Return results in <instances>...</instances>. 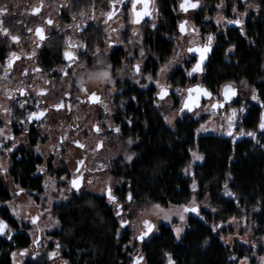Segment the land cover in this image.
I'll use <instances>...</instances> for the list:
<instances>
[{
	"label": "trees",
	"instance_id": "obj_1",
	"mask_svg": "<svg viewBox=\"0 0 264 264\" xmlns=\"http://www.w3.org/2000/svg\"><path fill=\"white\" fill-rule=\"evenodd\" d=\"M251 1L259 5V11L249 13L242 31L230 29L226 36L219 37L201 75V83L214 96L229 83L245 82L255 90L257 99L247 103L239 122L244 132H255V140L248 135L234 141L219 133L198 134L204 120H194L190 116H184L169 128L154 106L152 88L128 87L121 96L127 102L115 121L117 124L123 119L129 121L122 125L121 135L135 142L131 147L132 160L129 163L116 161L111 167L110 173L118 181L113 192L117 203L185 207L193 197L192 180L197 184L198 202L206 198L208 203L206 208L199 210V215H190L179 241L169 226L159 225L157 234L148 242H141V264H165L166 253L171 255L174 264H237V260L249 258L252 250L238 244L231 248L222 242L221 236L230 229L220 225L255 209L257 212L252 216L254 238H264V133L258 130L261 113L258 103L264 107V0ZM171 6L172 0H160L162 21L148 37L156 52L162 54L156 56L158 63L153 65L154 71L166 60L170 50L169 43L160 38V31H171L174 27ZM230 47L234 49L228 54ZM186 66L188 68V64ZM176 80L180 87L188 83L181 69L170 78L171 82ZM33 145L31 142V146L13 156L8 174L22 188L41 194L42 178L36 173V167L42 160L35 156ZM193 148L201 154L202 163L193 167L189 177H184L183 171L189 165ZM228 178L227 189L232 195L227 199L222 192ZM129 195L131 200L128 201ZM10 200V193L0 177V203ZM117 211L106 196L89 192L72 194L68 201L53 207L52 214L60 227L50 236L63 247L62 256L67 264H133L128 245L131 236L120 226L121 215L117 216ZM0 218L12 228L21 229L6 208L0 209ZM0 245L5 250L0 264H9L10 254L28 248L30 238L23 231L9 243L2 241ZM259 254L264 255V251ZM25 264L50 262L38 257L28 259ZM250 264H255L254 259Z\"/></svg>",
	"mask_w": 264,
	"mask_h": 264
},
{
	"label": "flooded vegetation",
	"instance_id": "obj_2",
	"mask_svg": "<svg viewBox=\"0 0 264 264\" xmlns=\"http://www.w3.org/2000/svg\"><path fill=\"white\" fill-rule=\"evenodd\" d=\"M219 1L221 2V0H199L198 8H189L187 12H184L181 11L179 7L183 0H172L171 12L174 17V27L171 31H160V38L169 43L170 50L168 55H166L169 56L176 47V39L179 36L191 35L193 37V44L185 47V53L189 56V61L192 63L191 67L188 65V72L194 66L196 57L199 56V54L195 52L189 53L187 51L189 48H202L207 44V37L211 35L213 37V41L210 48L209 58L207 60L208 64L219 37L226 36L230 29L242 31L247 22L249 13H257L259 11V5L253 3L251 0H223V4L225 5L224 11L226 14L224 16L225 20L230 21L229 14L233 7L236 8L237 12L244 13L245 19L242 21L240 26L227 23L225 32L216 34L214 40L215 31L212 30V26L214 25L208 21V13L206 14L205 11L208 10V5L211 6L210 10L215 9V5L219 3ZM190 2L196 3L197 0H190ZM41 4L42 7H40ZM246 4L254 5L255 9H252L251 11L247 9L244 10L243 7ZM4 6L7 7L8 13L0 16V20L3 21V27L7 28L11 35L18 36L20 39L18 42H13L10 36L0 34V49L2 51V58L0 59L1 129L5 127L9 130V135L13 138L5 139L2 143L0 142V155L1 152H7V155L9 154V172L12 167L13 156L17 155L18 152L25 149L29 145L31 146V142H34V145L32 146L33 152L35 156H39L42 160L41 164L36 167V173L42 178V170L38 171V169L44 164L48 172L64 174L65 169L59 168L55 171L52 166V162L55 157L54 153L58 154V158L60 160L58 163L61 166V164L64 163L61 158L65 154L66 146L71 144L72 146L78 147L75 143L78 141L80 144L85 146L83 148H78L85 151L88 145L84 139L82 141L78 140V138L69 140L67 136L58 135L57 142L55 143L54 148H51L47 157L42 153L36 152L35 147L38 143L43 144L48 142V133L52 122L59 127L64 126V128H66L68 126L70 120L72 119L71 116H73L75 105L80 104L84 108H90L97 106L102 102V95L95 90L85 92L82 97H75V92L78 90L77 76L80 73V70L87 67L89 63L92 64L97 57L108 56L114 70L126 69L125 64H127V56H139L138 50H140L142 51L141 53H143L141 56H154L155 58L148 59V61L144 64L143 71H154L153 65L158 63L156 56H162V54L156 52L155 48H153V44L148 41V37L149 34L158 29V26L162 21L160 0H154V5H150V10L154 8L157 13L155 22L151 23L154 12V10H151V15L145 16L138 24L131 23V20L133 19L131 13V0H126L125 5L116 3L115 8L112 7L109 0H0V7ZM34 7H40V12L36 15L32 14V9ZM141 9L142 5H137L136 10L140 11ZM109 11H115L116 15H114L112 19L108 20L107 24H105L104 21L107 17L106 15H103V13H107ZM191 13L193 15L190 20L182 18ZM93 16L95 19L92 18ZM237 19L240 20L238 17ZM47 20H51L53 23L48 25L46 23ZM183 22L187 23L185 24V32L182 34L180 32L179 25ZM209 24L210 28L208 29ZM37 26L44 29L46 39L43 42L39 41L38 37L35 36V28ZM133 27H137L138 29L134 30ZM29 29H32V31H29ZM193 29L196 31H193ZM134 37L139 38V42H135V40L133 41ZM69 41L76 45H83V47L68 48ZM37 44L40 46L37 47ZM65 50L72 51L74 53V61H69L64 58L63 53ZM12 53H15L19 59H15L12 67L6 72L5 69L7 68V62L11 58ZM69 64H71L70 68L67 67ZM207 64L203 68V72L201 74H195L192 77L187 75V80L190 85L184 89L185 96L187 88L194 85L203 86L201 82L196 83L195 77H201L206 70ZM36 69H40V71H36ZM64 70L67 71V75H65ZM173 74L168 77L170 88H165L166 91H168V95L163 99L166 97L179 99V96L176 94L179 92L177 88L181 89V87L177 80L173 82L170 81ZM118 83L120 82L118 81L117 84ZM118 86L120 85L118 84ZM121 87L124 89V92H126L128 87H135L138 90H142L126 81L123 82ZM222 87L219 90V103L222 102ZM150 88L153 89L154 106L157 108V102L163 99L157 98L159 92L156 93L153 86L148 89ZM21 90H23V95H21ZM40 93H43V95ZM93 93L99 97V102H93L91 100V95ZM213 97L214 95L212 94L210 99ZM119 98L121 99L122 97L119 96ZM203 102L204 101L201 102V105ZM21 104H24V107H20ZM60 104L63 106L60 108L55 107ZM182 104L180 105L181 108ZM5 109H10L11 114L5 111ZM33 112H44V115L40 120L33 119V121L29 123L27 121V117ZM192 113L188 114L185 110L183 111L184 116H190ZM21 121H24V123H20ZM123 124H126V122L122 121L119 124L121 125V128ZM77 129L78 127L74 130L76 131ZM92 130L96 135H98V137L102 136L105 138L107 135L106 131L102 128L100 133H97L94 130V126ZM33 137H35L34 141ZM240 137L235 138L234 141L238 140ZM13 144H15V147H13ZM98 144L103 145L101 139L96 142V149ZM9 148L12 149L11 152L7 150ZM101 149L102 146L99 147L97 151L99 152ZM79 161H83V164L76 165V169L79 166L80 172L77 173L75 169V174L77 176L82 175L83 180V173L86 171V162L84 159H80ZM77 176H75V178ZM72 179H70V181ZM17 185L20 189H23V192L27 191L19 184ZM113 203L120 211V215H122L124 212L122 204L117 203L116 199ZM1 220H3L8 227L4 230L5 235L2 237L0 236V243L2 241L9 243L12 237L23 232V230L12 228L6 220ZM8 230L10 231L8 232ZM51 233H49L48 237L49 244L47 246V250L48 248L51 250V248L55 247V249L61 253L60 256L63 260V264H67L66 260L62 256L63 247L57 243V240L50 236ZM9 236H11V239H9ZM57 245H59V247H57ZM2 251L3 250L0 245V253ZM9 264H11V261Z\"/></svg>",
	"mask_w": 264,
	"mask_h": 264
},
{
	"label": "rangeland",
	"instance_id": "obj_3",
	"mask_svg": "<svg viewBox=\"0 0 264 264\" xmlns=\"http://www.w3.org/2000/svg\"><path fill=\"white\" fill-rule=\"evenodd\" d=\"M220 4L221 2L219 1V3L215 5L216 8L212 10H210L211 6L208 5V10L205 11L206 14L208 13V21L215 26L214 40L216 34L225 32L228 23V20L225 19L220 20L219 23L217 22L220 17L224 18L226 15L224 11L225 5L223 4L222 7H218ZM251 4H246L243 7L244 10H254L255 6ZM156 14V10H154L151 23L155 22ZM192 15V13L187 14L182 18L190 20ZM229 15L230 20H235L237 17L241 21L245 19L244 13H239L237 11L234 12L233 9ZM209 28L210 26H208V29ZM133 29L136 30L138 28L133 27ZM134 40L135 42H139L140 39L134 37L133 41ZM193 42L194 39L191 35L179 36L176 39V47L174 50L166 60L158 65L155 71H143L144 64L148 59L154 58V56H141L142 51L140 50H138L139 56H127V64H125L126 69L114 70L108 56H99L92 64L89 63L87 67L80 70V73L77 76L78 90L75 92V97H82L85 92L95 90L102 95V102L99 105L90 108H84L80 104L75 105L73 116H71L72 119L68 126L66 128H64V126L59 127L52 122L48 133V142L43 144L38 143L35 147L36 152L42 153L47 157L51 148H54L58 135L67 136L69 140L78 138V140L82 141L84 139L88 145L85 151L72 146L71 144L66 146L65 154L61 158L64 163H62L61 166L58 163V161H60L58 154L54 153L55 157L52 166L55 171L59 168L65 169L64 174L50 173L46 170L44 164L39 167L38 171L42 170L43 183V191L41 194L24 191L19 195H16L20 190V187L13 182V179L8 174L9 154L7 155V152H1L0 169H6V172L0 173V177L4 186L11 194V200L5 203H0V209L6 208L9 215L17 221L21 228L20 230H23L30 238V247L25 249L27 254L23 256L20 255L22 250L12 252L10 254L11 264H24L28 259L38 257L46 259L50 264H63V260L60 256L61 253L58 252L55 247L51 248V250H47L49 233L58 230L60 227L52 214L53 207L68 201L72 194L89 192L97 196H105L106 189L108 188L111 189V194L113 195L114 189L118 185V181H116L110 173L112 165L116 161L129 163L133 158L131 147L134 144L135 139L124 138L120 132L121 125L117 124L115 121L116 117L124 110L127 102L122 98H119L124 92V89L121 87L123 82L126 81L142 90H146L153 86L156 93L159 92L157 82L164 88H170L168 77H170L177 69H181L182 73H184L187 78L188 68L186 65L188 64L191 67L192 63L189 61V56L185 53V47L192 45ZM233 49L234 48L230 47L228 49V54H231ZM136 65L140 66L139 74L134 71V66ZM165 66H167V70L162 72L161 69L165 68ZM103 72L108 73L107 78L99 76V74ZM149 76L152 77L151 80L147 78ZM195 78L196 83L201 82L200 76H196ZM118 81L120 82L118 83L120 86L117 84ZM189 85L188 82L185 87H181V89L177 88L179 92L176 95L179 96V99L177 97V99L166 97L157 102L159 113L166 126L169 128H173L176 122L184 117L183 111H180V105L185 98L184 89ZM231 85L237 89V97L234 102L225 105L223 108L213 109L211 105L214 102H220L219 93L218 96H214L212 99L204 101L203 104L190 115L194 120H200L201 118L204 120L197 130L198 134L219 133L226 136V132L228 131L227 117L231 114L232 110L235 109L237 110V118L232 128L233 136H229V138L234 140L235 138L243 136L239 135L241 131L239 122L245 114L247 103L254 101L252 99L253 88L247 86L245 82H241L238 85ZM82 88L85 91H82ZM236 103L237 106L235 105ZM240 108H244L245 111L240 113ZM168 120H170L171 123H168ZM122 121L129 123L128 120L123 119ZM93 126H99L106 131V137H98V135L92 130ZM201 126L206 130H201ZM76 127H78V129L75 131L74 129ZM117 128L119 129V132L115 130ZM2 129H4L5 136H8L9 130L5 127ZM99 139L102 140L103 145L102 149L98 152L95 144ZM4 140L5 138L0 136V142L2 143ZM129 141H131V143H129ZM194 153L196 156L202 157L196 148H193L190 151V162L187 168L183 171L184 177H189L193 173V167L202 163V159H196L193 155ZM129 156L132 157L131 160L128 159ZM80 159L85 160L86 171L83 173L82 187L80 190L74 191L70 187V179L77 176L75 174V169ZM89 181H91V183H89ZM229 182L230 179L228 178L226 180V185ZM193 185H195V190H193ZM190 188L193 192V197L185 207L190 208L194 204L199 212L201 208L207 207V199L205 198L202 202H198L197 184L194 180L191 181ZM226 191L230 192L225 187L222 195L228 199L231 195H227ZM155 205L152 204L145 207H139L137 204L130 202L122 203L124 212L121 215V221L128 222L124 228L128 230L131 236L128 244L131 249V259L143 256L141 253L142 243L137 241L136 237L144 230V220H148L155 225L153 233L146 238V242H148L152 236L157 234L159 225L169 226L176 241H179L184 235L187 220L190 217L191 212L183 213L184 207L168 206L166 208L159 205L160 208L157 209L154 207ZM14 212L18 213V215H14ZM256 212L257 209L252 210L239 218L230 219L223 225H220L227 230L230 229L225 235L221 236L222 242L231 248L238 244L244 245L252 250L250 257L246 259V262L245 258H243L237 260V264H250L252 259H254L255 264H264V255L259 254L264 251V238H254L255 224L252 221V216ZM181 213L185 216L184 222H181L179 218ZM165 214L169 215V220L164 219ZM32 217H38L35 225L31 223ZM174 228H183L179 239L176 238V234L173 231ZM9 231L10 230H8V232ZM36 240H38V243H34ZM25 250H23V252ZM4 252L5 250L0 253V257ZM52 252H57L58 255L51 260L49 259V254ZM13 253H16L15 257H13ZM142 264H144V262ZM165 264H168V256Z\"/></svg>",
	"mask_w": 264,
	"mask_h": 264
},
{
	"label": "snow or ice",
	"instance_id": "obj_4",
	"mask_svg": "<svg viewBox=\"0 0 264 264\" xmlns=\"http://www.w3.org/2000/svg\"><path fill=\"white\" fill-rule=\"evenodd\" d=\"M109 2H110V4L112 5L113 8H115V4L116 3H119L121 5H125L126 4V0H109ZM137 5H142V9L140 11L136 10L137 9ZM150 5H154V0H131V13H132V16H133V19L131 20V23L138 24V23H140V21L145 16H150L151 15V10H154V8L150 10ZM222 6H223V0H221V4L218 5V7H222ZM40 7H42V4H41ZM40 7H34L32 9V14L33 15L38 14L40 12ZM179 7H180L181 11H184V12H187L189 10V8L196 9V8L199 7V0H197L196 3H191L190 0H183V2L180 3ZM233 11L234 12L236 11L235 7H233ZM7 13H8V9H7L6 6L0 7V16L6 15ZM103 15H106V17H107V19L104 21V23L107 24L108 20L112 19V17L114 15H116V12L115 11H109L107 13H103ZM92 18L95 19L94 16ZM223 19H224L223 17H220L217 22L219 23L220 20H223ZM227 22L231 23V24H236L237 26H240L242 24V21H240L238 19L237 20H230V21H227ZM46 23L48 25H51L53 22L51 20H47ZM186 23L187 22H183V23H181L179 25V29H180V32L182 34L185 32V24ZM29 31H32V29H29ZM193 31H196V30L193 29ZM0 34H2L4 36H10V38H11V40L13 42H18L19 39H20L18 36L11 35L9 30L7 28L3 27V21L2 20H0ZM35 36L38 37L39 41H41V42L45 41V39H46L45 34H44V29L42 27H39V26H37L35 28ZM212 41H213V37L211 35H209L207 37V44L205 46H203L202 48H200V47L189 48L187 50L189 53L195 52V53L199 54V60L197 61L195 66L191 69V71H189L187 73L189 76H192L193 73L202 71L201 65L204 62L205 58H206V54L210 51ZM39 46L40 45L37 44V47H39ZM74 47H83V45H76V44L72 43L71 41H69L68 42V48H74ZM63 55H64V58L66 60H69V61H74L75 60V55H74V53L72 51L65 50ZM141 55H143V53H141ZM15 59H19V57L16 56L15 53H12L11 54V58L7 62V68L5 69L6 72H7L8 69H10L12 67L13 62H14ZM169 63H171V62H169ZM67 67L70 68L71 64H69ZM134 70H135V72L137 74H139L140 73V66L139 65L134 66ZM166 70H167V66H165V68L161 69L162 72L166 71ZM36 71H40V69H36ZM64 71H65V75H67V71L66 70H64ZM99 76L107 78L108 73L107 72H103V73H100ZM147 78L149 80L152 79L151 76H149ZM157 87L160 89V91L158 93V97H159V99H163L167 95V91L158 82H157ZM81 90L85 91L83 88ZM187 92H188L187 99L184 101L183 107L181 108L180 111H184L185 109H187L189 112H191L194 107H198L199 106L198 100H199L200 96H205V97H209L210 98L211 95H212L209 91H207L206 89H204L202 87H199V86H197L195 88H190V89L187 90ZM193 93H195V95H193ZM23 94H24L23 90H21V95H23ZM40 94L43 95V93H40ZM223 96H224V101L225 102L230 101V100H232L233 97L236 96V90L234 88H232L231 86L226 85L224 87V89H223ZM9 98H11V97H9ZM252 99L253 100L257 99L254 89H253ZM91 100L93 102H99V97H97L93 93L91 95ZM62 106L63 105L60 104V105H56L55 107L60 108ZM20 107H24V104H21ZM211 107L214 108V109L215 108H221V107H223V104L217 102V103H213L211 105ZM5 111H7L9 114H11L10 109H5ZM244 111H245L244 108H240L239 109L240 113H243ZM43 115H44V112H40V113L33 112L27 117V121L30 123V122L33 121V119L40 120ZM236 118H237V110L233 109L231 114L227 117L228 131L226 132V135L233 136L232 128L234 126V122H235ZM167 122L171 123L170 120H168ZM20 123L23 124L24 121H21ZM258 127H259V129L261 131H264V112L261 113L260 122H259ZM94 130L97 133L101 132V128L99 126H94ZM115 130L117 132H119L118 128L115 129ZM201 130H206V129H204V127L201 126ZM239 135H248V136L252 137L253 139H256L255 132H247L246 133L243 130H241ZM0 136H3L5 139H13L10 135L9 136H5L4 129H0ZM75 143L77 144L78 147H81V148L85 147L84 145L80 144L78 141H76ZM129 143H131V141H129ZM101 146H102L101 144H98L97 145V150ZM13 147H15V144H13ZM7 150L9 152L12 151L11 148H9ZM193 155L195 156L196 159H202V157L196 156L195 153ZM131 158H132L131 156L128 157L129 160H131ZM81 164H83V161H79L78 162V165H81ZM3 172H6V169H0V173H3ZM76 172L77 173L80 172L79 166L77 167ZM81 181H82V175H79L76 178L72 179L70 181L71 188L79 190L80 185H81ZM89 183H91V181H89ZM226 188H227V185H226ZM193 190H195V185H193ZM21 192H23V189H20L16 193V195H19ZM226 194L227 195H232V193L227 192V191H226ZM108 199H109L110 202H115V199H116L111 194V189L108 190ZM129 200H131V195H129ZM154 207L157 208V209L160 208L159 205H155ZM188 212H193V213H196L197 215H199L198 209H197V207L194 204L190 208L189 207H184L183 208V213H188ZM183 213H181L179 215V218H180L181 222H184V220H185V216H184ZM13 214L14 215H18V213H15V212ZM116 214H117V216H120L121 213L118 210ZM164 219L165 220H169L170 219L169 215L165 214L164 215ZM37 220H38V217H32L31 218V223L33 225H35L37 223ZM127 223H128L127 221H123L122 220L120 226L121 227H125V225ZM143 225H144V230L140 233V235L138 237H136L140 241H143L146 237H148L151 233H153V231L155 229V225H153L148 220H144L143 221ZM7 227H8L7 224L3 220H0V235H5V231L4 230ZM213 230L215 231V228ZM173 231L176 234V238L179 239L180 238V233L183 231V228H174ZM9 239H11V236H9ZM34 243H38V240L34 241ZM57 247H59V245H57ZM26 254H27L26 250L24 252L20 253V255H22V256L26 255ZM15 255H16V253H13V257H15ZM56 255H58L57 252L50 253L49 254V259H53ZM166 256H168V264H174V261H173L171 255L166 253ZM233 259H235V258L233 257ZM246 259L247 258H245V262H246ZM142 261H143V257L142 256L137 257V258L134 259V264H141Z\"/></svg>",
	"mask_w": 264,
	"mask_h": 264
},
{
	"label": "water",
	"instance_id": "obj_5",
	"mask_svg": "<svg viewBox=\"0 0 264 264\" xmlns=\"http://www.w3.org/2000/svg\"><path fill=\"white\" fill-rule=\"evenodd\" d=\"M209 53H210V51L206 54V58H205L204 62H203L202 65H201V67H202V71H199V72L193 73V75H195V74H201V73L203 72V68H204L205 65L207 64V60H208V58H209ZM198 60H199V56L196 57V62H195V64L197 63ZM195 64H194V66H195ZM194 66H193V67H194ZM193 67H192V68H193ZM192 68H191V69H192ZM190 71H191V70H190ZM193 75H192V76H193ZM192 76H190V77H192ZM226 85L231 86L232 88H234V89L236 90V96L233 97L232 100L227 101V102L224 101V96H223V89H224V87H225ZM226 85L223 86L222 89H221V98H222V102H221V104H223V107H224V105H227V104H229V103L234 102V100H235L236 97H237V89H236L235 87H233L231 84H226ZM197 86L206 89L205 87L200 86V85H194V86H192V87H190V88H195V87H197ZM190 88H187V90L190 89ZM187 90H186V96H185V98H184V101L187 99V96H188V92H187ZM206 90H207V89H206ZM207 91H208V90H207ZM209 92H210V91H209ZM210 93H211V92H210ZM167 95H168V91H167ZM167 95H166V96H167ZM193 95H195V93H193ZM157 98L159 99L158 96H157ZM210 98H211V97H210ZM210 98H209V97H205V96H200V97H199V100H198V104H199V106H198V107H194L193 110H192L191 112H189L187 109H185V112L188 113V114H189V113H192L193 111L197 110V109L201 106V102H202V101L209 100ZM184 101H183V104H184ZM183 104H182V107H183ZM258 106L261 108V113L264 112V107L262 106V104H261V103H258ZM223 107H221V108H223ZM261 113H260V116H261ZM258 129H259V127H258ZM259 131L262 132V133H264V131H261L260 129H259ZM81 185H82V182H81ZM81 185H80V187H81ZM73 190L77 191L76 189H73ZM108 190H109V189L107 188V189H106V192H105L106 197H108ZM128 200H129V198H128ZM191 215H192V216H196V213L191 212ZM0 236L2 237L3 235H0ZM137 237H138V236H137ZM146 238H147V237H146ZM146 238H145V239H146ZM145 239H144L143 241H140L139 239H136V240L139 241V242H144Z\"/></svg>",
	"mask_w": 264,
	"mask_h": 264
},
{
	"label": "bare ground",
	"instance_id": "obj_6",
	"mask_svg": "<svg viewBox=\"0 0 264 264\" xmlns=\"http://www.w3.org/2000/svg\"><path fill=\"white\" fill-rule=\"evenodd\" d=\"M227 137V136H226Z\"/></svg>",
	"mask_w": 264,
	"mask_h": 264
}]
</instances>
